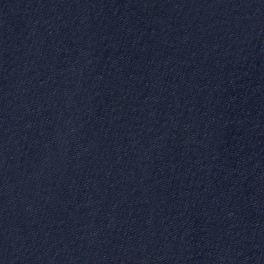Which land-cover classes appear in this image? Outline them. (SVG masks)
<instances>
[{"label":"water","instance_id":"obj_1","mask_svg":"<svg viewBox=\"0 0 264 264\" xmlns=\"http://www.w3.org/2000/svg\"><path fill=\"white\" fill-rule=\"evenodd\" d=\"M0 264H264V0H0Z\"/></svg>","mask_w":264,"mask_h":264}]
</instances>
